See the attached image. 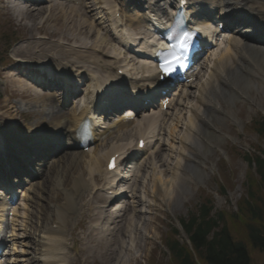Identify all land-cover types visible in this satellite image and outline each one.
I'll return each mask as SVG.
<instances>
[{
	"label": "rangeland",
	"instance_id": "374dc122",
	"mask_svg": "<svg viewBox=\"0 0 264 264\" xmlns=\"http://www.w3.org/2000/svg\"><path fill=\"white\" fill-rule=\"evenodd\" d=\"M60 9L53 8L51 11L44 12L39 14H32L28 18L25 19L27 22L19 23L17 20L10 19H3L0 15V37L4 35L5 30L2 28V26H7L10 24H13L11 29L14 28L16 30V36L24 40V42L17 43L13 49L10 52V57L15 56V51L18 50V48L25 46L27 43V40H32L29 38L30 33L29 30L34 29L37 27V25H34V23L40 22L38 20V17L44 16V23L42 27L40 28V31L42 33H46L54 38H62L66 35L68 39L71 40H77V41H85L87 36L91 34V31H85L83 29L82 24L75 25L76 30H70L69 22L63 15L59 14ZM48 16H50L49 19ZM47 18V19H46ZM40 19V18H39ZM47 24L49 22H55ZM54 24V25H53ZM32 26V27H30ZM52 30H51V29ZM72 28V26H71ZM75 32V33H74ZM80 32V33H79ZM63 35V36H62ZM5 49V46L3 45V38L0 39V53H3ZM4 58L0 54V61ZM260 68L264 70V60H259ZM1 72V78L5 80L4 75L2 74V69L0 67ZM255 88V87H254ZM254 88L247 89V94L252 98V101L255 105V107L252 110L253 105L247 100H236L232 101L230 104L229 112L234 114L235 119H237L241 123L251 122V119L253 118L254 114H252V111L256 109L257 106H263L264 105V86L259 89V91H254ZM6 99V98H5ZM4 98H0V114L4 115L3 103L5 102ZM4 108L11 109L10 106H6L4 103ZM21 114V111H20ZM23 119L22 121H25V114H21ZM29 121H34L36 118L29 117L26 115ZM6 118V115H4ZM3 116H0V123L3 122L1 119ZM41 117H39L40 119ZM7 119V118H6ZM17 119V118H16ZM8 121V120H7ZM48 121V120H47ZM230 135L232 136V142H229L225 139H221L219 136H215L214 140L210 139L212 137V133L209 134L207 140L209 141L206 143L199 151L198 154H196L195 159L198 162V168L194 167H187L186 168V176L184 177L186 181L179 182L176 180V176L181 173V170L177 168V163L179 162V154L177 152H168L167 153V159L168 161L165 163L158 164L155 169L150 171V174H154L155 176H161V179L164 183H166L167 190L171 189L173 191V186L177 183V197L175 199L171 198L169 195L170 192L165 191L163 195L166 197L167 200H169L166 207H164L161 203L156 204L154 202V210L151 209L152 213L154 215H146L143 217V219L138 220L140 224L138 225V230L136 232L137 234L133 236V242L130 241L131 237V228L123 233L127 235V238L125 235L119 240L122 242L118 243L120 244L119 247L121 248L118 255L120 253H123L122 255H130L131 257L138 256L140 257L137 262L138 264H174L172 260L170 259V255H168V250L161 246L164 243L167 242V238H171L172 231H169L171 228H169L170 224H173L180 230V239H184L186 241V236L181 230L179 226V219L185 218L188 216V213L190 212L189 209L192 206V209H194V206L198 202L206 200L207 198L210 199L212 202V205L214 207L213 214L215 215L216 212H221L225 219L228 220L230 224V228L232 229V233L239 241H246V232L245 227L243 224L236 219L233 220V214H236V210L238 207H244V201L248 199V194L251 192H254L257 194V197L260 199H264V191H261L260 188H257L256 178L254 174V168H249L248 164L245 162L244 158L240 156L239 151L233 149L231 146L233 143H236L238 145H243L244 147L249 148L250 146L254 145L249 140L243 141L240 140V138L235 136L233 132H230ZM252 144V145H251ZM179 145H176V148H178ZM60 164V165H59ZM191 166V165H190ZM54 167H59L60 170L63 168V164L61 162H58L54 165ZM57 170V169H56ZM58 171V170H57ZM220 171H224L226 174H231L235 176V186L231 188H227V191L225 194H220L217 192V186L215 184V180L219 178L218 173ZM71 172L68 170H63L62 173H55L53 177H51V181L48 180L44 186H46L50 181V188L45 190L43 192L44 199L45 197L47 199H51L54 194V186L56 185L57 179H64L65 180V187L68 188L71 186L72 182V176ZM221 178H223L221 176ZM253 179V182L251 183V188L249 191L244 187V184L248 183L250 179ZM195 180L198 184V187L204 188V191L198 192V190L195 188L190 189V186L186 184L187 181H193ZM220 180V178H219ZM218 180V181H219ZM176 182V183H175ZM220 182V181H219ZM156 198L160 199L157 195ZM208 199V200H209ZM190 204L191 206H189ZM37 205V202L35 203ZM157 206V207H156ZM46 210L49 217L51 216V210L49 207H47L46 202H42L40 206H36L33 209V216H39V214ZM148 210L147 207L143 206V210ZM153 210V211H152ZM239 210V208H238ZM189 211V212H188ZM159 215V217H157ZM237 215V214H236ZM237 217H240L237 215ZM164 220H163V219ZM242 224V225H240ZM73 226L75 224H72ZM142 228V229H141ZM170 233H167V232ZM142 233V234H141ZM124 239V240H123ZM153 241H150V240ZM35 240V239H34ZM162 242V244H161ZM147 243V247L144 248V245ZM122 246V247H121ZM162 247V249H161ZM124 249H126L124 251ZM131 251V253H130ZM251 264H264V252H256L251 251ZM128 260V258H127ZM126 260V261H127ZM107 264H116V262H109V259L107 261ZM132 264V263H131Z\"/></svg>",
	"mask_w": 264,
	"mask_h": 264
},
{
	"label": "trees",
	"instance_id": "16d2710c",
	"mask_svg": "<svg viewBox=\"0 0 264 264\" xmlns=\"http://www.w3.org/2000/svg\"><path fill=\"white\" fill-rule=\"evenodd\" d=\"M257 164V172L264 183V161L257 160ZM261 191H264V188ZM258 200L262 203L264 199L258 198ZM249 204L245 202L247 210L257 219L259 218L261 226L248 227V239L254 247L264 250V212L260 207L252 210ZM222 220L220 215L219 218H211L208 221L194 220L192 224L187 226L188 238L194 252L207 264H250L245 245L235 241L226 226H223L219 231H213L220 227ZM173 248L172 255L177 264L193 263L192 253L186 244L175 242Z\"/></svg>",
	"mask_w": 264,
	"mask_h": 264
},
{
	"label": "bare ground",
	"instance_id": "6f19581e",
	"mask_svg": "<svg viewBox=\"0 0 264 264\" xmlns=\"http://www.w3.org/2000/svg\"><path fill=\"white\" fill-rule=\"evenodd\" d=\"M230 1H233V0H230ZM66 18H67V20L68 21H70L68 24H69V26H70V30H76L75 29V25H77L78 26V24L77 23H75V22H73V21H78L76 18H73L72 16H65ZM40 18V19H39ZM38 18V20L39 21H41V23H44L45 21H44V16H42V17H39ZM48 18L49 19H51L50 18V16H48ZM47 19V18H46ZM52 20V19H51ZM79 22V21H78ZM51 23H56V21L55 22H49V23H47V24H51ZM45 24V23H44ZM80 24V23H79ZM54 25V24H53ZM71 26H72V28H71ZM51 29V28H50ZM52 30V29H51ZM75 33V32H74ZM80 33V32H79ZM29 47H31V46H26V47H24V48H22V49H20L19 51H18V54L19 55H21V56H25V57H27V59L28 60H32V57H33V54H35V53H33V52H38V50H34L33 48H32V50H30L29 51ZM56 48V46H54V45H51V46H49V47H47L46 48V50H43V52L45 51V52H49V53H52L53 52V54L52 55H55V51H54V49ZM225 58V56H223V59ZM221 68V66H219V63L218 64H216V67H215V69H220ZM233 72H236V71H234L233 70ZM214 73H215V71H214ZM259 76L262 78V80H264V73L263 72H261L260 74H259ZM11 85H12V87H14L15 88V91H17V92H32L33 90H30V89H26V86H24V85H22L21 84V81L19 80V79H14L12 82H11ZM234 86H238L239 87V85H234ZM211 91H213V89L211 90ZM33 99H34V101L36 102V104L38 103V105H40V103H41V105H40V107H43V106H45L44 105V103H42L43 101H40V100H42V99H44V96H41V95H39L38 97H36V93L34 94V97H33ZM16 107H13V109L11 108V109H9V110H13V111H15V113L17 112V110L15 109ZM9 114H11V112L10 111H7ZM193 132H194V130H192ZM196 132H198V131H196ZM213 140H214V138L213 137H211ZM184 141H185V145H186V151H185V154L186 155H193L194 153H196V154H198L199 153V151H200V144L198 143V142H196V141H194V140H192L191 138H186V139H184ZM100 164H99V159L97 158V161H96V164H94L93 166H92V169L93 170H96L97 168H98V166H99ZM177 181H179L178 179H177ZM176 185H178L177 183H176ZM175 185V186H176ZM155 189H156V193L158 194V195H163V193H164V190L162 189V187H160V186H156L155 185ZM169 190V192H170V194L169 195H171L170 197L171 198H173V199H175L176 197H177V186H176V188H175V190L173 189V191L171 190V189H168ZM168 190H166V191H168ZM160 199H159V203H164V204H168V202H169V200H167L166 199V197L165 196H161V197H159ZM119 207V206H118ZM3 219L4 218H0V224H1V222H3ZM125 228V226L124 227H122L120 230H119V233L120 234H123V235H125L123 232H124V229ZM139 230H138V227H137V223H134V225L132 226V228H131V237H130V241L132 242V244H134V242H133V236L134 235H136L137 233L136 232H138ZM102 233H99V237L98 238H96V241L98 242V244H99V247H100V244L102 243V242H104L105 244H104V248L103 249H99L98 251H97V253L99 254V256L101 257V258H108L109 260H110V262H113V261H115L116 262V264H138V262H137V260H138V258L135 256V257H131V256H125V255H122L123 253H120V255L119 256H117V258L115 259L114 257H112V256H114V255H112V253L111 254H109V253H103V250L104 249H108V248H110L111 249V247H110V244H109V242H108V240H106V239H103V236L101 235ZM139 234H140V231H139ZM126 236V238H127V235H125ZM135 245V244H134ZM122 247V246H121ZM49 249V248H48ZM120 247H119V250H117L116 252H115V254H118L119 253V251H120ZM126 249H124V251H125ZM128 258V261H126V259Z\"/></svg>",
	"mask_w": 264,
	"mask_h": 264
},
{
	"label": "snow or ice",
	"instance_id": "6c2138e0",
	"mask_svg": "<svg viewBox=\"0 0 264 264\" xmlns=\"http://www.w3.org/2000/svg\"><path fill=\"white\" fill-rule=\"evenodd\" d=\"M192 40H193V34L190 32H185L180 42V48H181L182 53H184V55L177 57L175 51H173V52L168 53L167 56H165L164 62L160 65L163 71V75L161 76L162 81L166 77L178 71L179 68L184 67V63L187 58L186 54L190 50V45L192 43ZM169 57H171V59H169ZM114 166H115V160H113L110 163L109 167L111 168Z\"/></svg>",
	"mask_w": 264,
	"mask_h": 264
}]
</instances>
